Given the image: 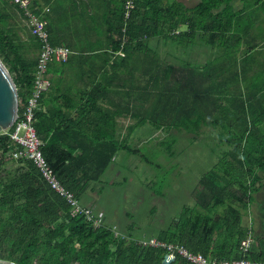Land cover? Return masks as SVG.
I'll list each match as a JSON object with an SVG mask.
<instances>
[{
	"label": "trees",
	"instance_id": "1",
	"mask_svg": "<svg viewBox=\"0 0 264 264\" xmlns=\"http://www.w3.org/2000/svg\"><path fill=\"white\" fill-rule=\"evenodd\" d=\"M242 1L239 7L237 0H199L194 5L185 0H133L128 8V0H33L54 45H67L72 53L104 49L100 53L106 56L102 73L81 96L75 113H71L72 106L57 107L50 114L37 108L36 127L45 141L44 155L80 201L87 190L94 189L93 182L100 180L118 150L138 151L118 136L120 106L107 102L110 94H121L128 100V111L146 115L159 127L182 123L191 131L203 124L221 127L220 142L228 149L201 179L196 204L184 206L153 237L184 245L210 259L246 257L264 264V249L256 244L246 256L240 250L243 239L249 234L254 237L243 223V209L260 190L264 171V112L256 108L257 99L264 98V88L249 87L252 44L240 48L254 25L251 11L264 0ZM45 5L50 6L45 9ZM58 14L67 16L58 19ZM14 22L13 12L0 2V58L17 84L22 112L32 93L41 41L31 27L25 41ZM158 41L166 45L164 53ZM198 44L223 49L209 53L200 63L187 57ZM182 50L187 53L183 57ZM14 146L9 134H1L0 248L12 251L13 262L162 263L167 247L140 243L142 238L103 220L97 226L85 213L72 216L67 199L36 163L10 154ZM175 253L171 264H198Z\"/></svg>",
	"mask_w": 264,
	"mask_h": 264
},
{
	"label": "rangeland",
	"instance_id": "2",
	"mask_svg": "<svg viewBox=\"0 0 264 264\" xmlns=\"http://www.w3.org/2000/svg\"><path fill=\"white\" fill-rule=\"evenodd\" d=\"M236 5L243 6V1L237 0ZM156 45L162 53L167 49L161 41ZM201 48L207 53L213 52L211 46ZM214 49L219 52L223 46ZM186 54L184 50L180 53L182 57ZM172 58L175 60L173 55ZM174 125L170 132L160 133L150 123L137 126L126 140L138 151L118 150L100 180L93 182L94 189L85 192L82 203L88 204L103 223L116 226L133 237H157L180 215L184 206L196 204L195 193L201 179L214 167L228 145L220 142L222 128L204 125L191 131L184 123ZM262 189L254 193L255 200L243 209V223L250 229L255 226L253 244L260 243L258 236L264 232V185ZM86 196L91 198L88 203ZM261 243L264 245V240ZM11 259H16L12 251L0 248V261L9 264L13 262Z\"/></svg>",
	"mask_w": 264,
	"mask_h": 264
},
{
	"label": "crops",
	"instance_id": "3",
	"mask_svg": "<svg viewBox=\"0 0 264 264\" xmlns=\"http://www.w3.org/2000/svg\"><path fill=\"white\" fill-rule=\"evenodd\" d=\"M94 1H100V0H94ZM0 2L5 4V6H7V8L13 12L14 21H15L14 24L16 25V29L18 30V32L19 29L21 30V32L19 33L21 34L23 39L27 41L31 36V31H30L31 28L29 24H26L25 22L26 19H24L22 14L15 8V6L12 3L11 6L13 8L10 6L8 0H0ZM197 2L194 3L188 2V3L189 5H194ZM97 5L102 7L100 3H98ZM237 5H241V4H237ZM49 6L45 5L44 7L45 9H48ZM33 7L36 6H34L33 4ZM75 14L76 11L73 13L71 17H74ZM66 16L67 15L65 14L62 17L65 18ZM18 17L20 19H18ZM62 17L61 15L58 14V19H61ZM250 17H251V21L252 20L254 21V25L248 28L247 31L248 34L245 40L243 38V41L240 44V48L245 49L248 42L252 44V46L249 47L250 52L249 51L248 52L252 53L253 56H251V54L248 55L250 60L247 63V68H248L247 76L249 80L252 81L250 82L249 87L264 88V4H262L261 7L252 10ZM94 38L96 40L98 39V36L94 34ZM84 39L87 40L86 37ZM28 44H29V48L33 50L34 49L33 45H31V43ZM201 47L203 46L198 44L197 46L193 47V49H190L189 56L187 57L195 58L196 60H199L200 63H202V61H206L207 58L205 56H207L209 53H207L208 51L206 49H202ZM211 48L213 52L210 51V54L213 55L214 53L215 54L219 53L217 49L215 50L213 49V47ZM102 50L104 49H99L96 51V53H91V54L88 52L84 53L81 51H74L71 55L72 57L70 58V60L65 64L58 62L56 64L55 62L52 63L49 67V77L51 79V86L49 90H47L44 93V97L41 98L42 100H40L41 103H39L38 108L47 111L50 114V113H54L57 107L70 108L69 106H72L71 113L74 114L75 110L78 108L77 106L81 104L80 102L81 100L80 98H82L81 96H83L84 92H86L97 81L99 75L103 71L104 68L103 65L105 64L106 56L101 55L100 52H102ZM38 51L39 50L37 49L36 51L37 54ZM238 55L242 56L241 54ZM117 83L120 85L119 87H122L119 81ZM111 101H113L116 105L120 106L118 107V111H120V114L116 117V121L118 122V136L121 139L123 138L126 139L127 136L132 135L133 131L137 126L142 127L145 123H150L151 125L155 126L158 129L157 133L158 132L160 133V131H165V130L169 131L173 129L172 127H168V128L159 127L155 125L153 120H150L149 117H145L146 115L142 117V115H135V113H133V110L128 111L126 109L128 100L122 97L121 94L118 93L110 94L107 102L111 104ZM121 106H123V108ZM262 107H264V98L262 100L257 99L256 108L259 112H264ZM66 108L65 110H67ZM202 126H204V124ZM207 126L212 127V125H207ZM262 182H263L262 186L257 193L263 190L262 188L264 185V176ZM85 199L87 200L86 201L87 203L88 201L91 200L90 196H86ZM254 200H255V195H254ZM252 232L255 234V226H252ZM258 237L259 238L257 239V242L259 241L260 243L259 244L254 243V244H256L257 248L264 249V245H262L261 243L264 240V232L262 236H258Z\"/></svg>",
	"mask_w": 264,
	"mask_h": 264
},
{
	"label": "built area",
	"instance_id": "4",
	"mask_svg": "<svg viewBox=\"0 0 264 264\" xmlns=\"http://www.w3.org/2000/svg\"><path fill=\"white\" fill-rule=\"evenodd\" d=\"M15 6L21 11L24 19L28 22L34 34L38 35L41 41V49L38 57V62L35 70L32 93L25 103L22 112H19L18 117L11 128L0 131L1 134H9L14 142V148L10 149V154L15 158H29L33 160L40 168L45 178L51 186L63 195L70 204V213L75 216L79 213H85L89 219H92L94 224L99 226L102 223L101 217H95L90 206L84 205L75 193L70 190L57 176L54 168L43 152L45 141L41 138L36 127V112L39 106V101L44 92L49 90L51 79L49 77V67L52 61L66 62L72 53V50L67 45H54L49 40V35L44 28V21L41 14L36 12L33 7V0H11ZM133 5V0H128L127 7ZM129 14V11H128ZM21 101V99H20ZM253 236L249 234L241 241L240 250L243 256H246L253 247ZM140 243L163 245L168 248L170 254H180L186 256L192 262L198 264H261L248 258L240 259H210L202 253H195L187 249L184 245L169 243L159 240L155 237L148 239H140Z\"/></svg>",
	"mask_w": 264,
	"mask_h": 264
},
{
	"label": "water",
	"instance_id": "5",
	"mask_svg": "<svg viewBox=\"0 0 264 264\" xmlns=\"http://www.w3.org/2000/svg\"><path fill=\"white\" fill-rule=\"evenodd\" d=\"M19 109L20 96L17 84L9 68L0 58V131L12 127L18 117ZM176 258V254L166 253L161 264H171ZM0 264L7 263L2 260Z\"/></svg>",
	"mask_w": 264,
	"mask_h": 264
}]
</instances>
